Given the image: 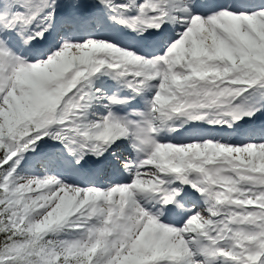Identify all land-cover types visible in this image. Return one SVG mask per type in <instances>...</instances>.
I'll return each mask as SVG.
<instances>
[{"label":"snow or ice","instance_id":"snow-or-ice-1","mask_svg":"<svg viewBox=\"0 0 264 264\" xmlns=\"http://www.w3.org/2000/svg\"><path fill=\"white\" fill-rule=\"evenodd\" d=\"M0 264H264V0H0Z\"/></svg>","mask_w":264,"mask_h":264}]
</instances>
